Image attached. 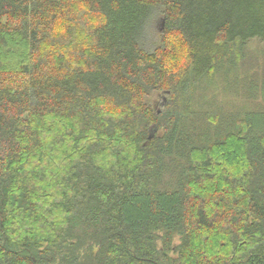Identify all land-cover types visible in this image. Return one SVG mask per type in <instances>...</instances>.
I'll list each match as a JSON object with an SVG mask.
<instances>
[{
    "label": "trees",
    "instance_id": "obj_1",
    "mask_svg": "<svg viewBox=\"0 0 264 264\" xmlns=\"http://www.w3.org/2000/svg\"><path fill=\"white\" fill-rule=\"evenodd\" d=\"M256 43L264 0H0V264H264Z\"/></svg>",
    "mask_w": 264,
    "mask_h": 264
},
{
    "label": "rangeland",
    "instance_id": "obj_2",
    "mask_svg": "<svg viewBox=\"0 0 264 264\" xmlns=\"http://www.w3.org/2000/svg\"><path fill=\"white\" fill-rule=\"evenodd\" d=\"M253 48H257L258 50H263L264 49V43H256L252 45ZM154 106L156 108H159L162 105L163 97H156L154 98Z\"/></svg>",
    "mask_w": 264,
    "mask_h": 264
}]
</instances>
